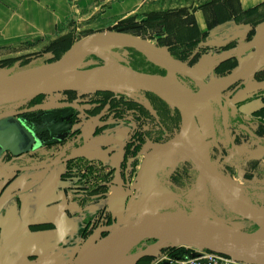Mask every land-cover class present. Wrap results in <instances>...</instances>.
<instances>
[{
	"label": "rangeland",
	"instance_id": "obj_1",
	"mask_svg": "<svg viewBox=\"0 0 264 264\" xmlns=\"http://www.w3.org/2000/svg\"><path fill=\"white\" fill-rule=\"evenodd\" d=\"M135 17L131 19L126 17L121 20H95L91 17L82 22H79L77 18H75V20L71 19L69 23H71L72 29L63 35L65 38L62 42L58 43V48L49 50L50 44H52L54 40H57V37L52 40L45 39L33 42L27 39L20 42L18 45L0 49V73L32 71L39 66L59 59L65 52L64 48H62L64 45L72 41L75 42L90 33L105 31L104 28L107 30L123 31L134 34V23L143 24L140 18L135 19ZM135 29H140L138 31L141 34L137 35L139 38L154 46L160 47L165 53H169L176 57L172 53L173 46L175 49L178 47L175 46L176 37L174 35L171 34L174 36L172 40L168 38L165 39V42H171L170 45L160 44L155 36L154 38L151 37V35H157V33L162 31L159 30V27L139 26ZM253 34L254 30H249L246 33L241 31L239 40L230 44V48L228 47L227 50L224 48L218 49L213 46L199 47L194 52L192 49H186L184 52H181L183 56L181 60L193 66L200 81H203L205 84L215 82L250 60L253 53V47L250 45ZM106 48L115 57L121 55V59L132 67L143 68L147 66L143 64L142 61L135 60V51H132V49L139 52L135 48L120 46H107ZM226 51H230L228 55L230 58L226 56L223 60L221 57L226 54L224 53ZM143 56V61L157 64V62L149 58V56L145 54ZM85 59H93L97 61L98 64H101L98 59L93 57H86ZM218 65L219 67H217ZM90 66L91 65H85L83 68H89ZM162 68L165 69L161 66V69ZM152 73L159 74L157 72ZM160 75L164 76L163 74ZM184 75L185 74L181 72L178 74L180 79L187 82V84L184 82L181 84L191 89V91L196 90L195 83L189 76ZM262 76H264V69L259 75H255L251 82L254 83L259 81L258 79ZM246 82L234 85V87L224 92L222 97L215 99L212 103L213 112L210 116L205 111L197 113L193 128V136L190 137L189 142L191 148L194 145H199L204 148L212 158L213 166L230 177L232 182H237L241 185L242 197L252 203L248 201H242V203L240 201L241 204L239 207L244 208L242 207L244 204L254 206L259 210H264V142H259L256 136L264 135V120L256 118V115L252 117V113L243 112L244 115L251 116L252 119L247 118L248 121L251 122V125L261 130L255 132L253 128L245 123L242 124V127H236L235 131H231L233 135L232 138H235L237 144L236 147L230 145L222 122L223 111L230 114V112H228V104H225V102H228L229 99L233 97L231 95L233 90H236L233 95L237 92L239 93L240 89L245 87ZM259 91L260 88L257 89L258 93ZM49 100H53L55 103H48ZM56 101H61L63 104L69 103L75 108L80 109L79 112L82 113L80 121H87L86 119L90 117L89 115H94L96 118L102 115L103 117L104 115H109L110 118L117 117V119H119L118 121L124 122L125 124L128 123L127 125L129 127V144L127 148L130 149L129 155H131L128 156V169H126V175L122 177L121 183H119L118 178L113 175V172L109 175L103 166L85 161L80 162L77 158H75L77 160L71 162V165H69L66 171L67 180L69 182L68 187L71 190L78 191L77 188H82L80 186L88 190L89 196L85 190H82L83 193H81V195L76 196L77 198L82 197L86 199L85 202L81 200L82 203L95 200L105 201V205L98 209L93 217H88L86 219V232L84 237L88 243L97 240L110 230L135 217L137 202L141 193L139 173L142 161L153 147L173 138L178 133L181 125V117L177 110L165 104L157 96L148 92L132 90L98 93L58 91L43 95L40 98H31L20 103L0 106V112L12 109L21 113H29L23 123L27 128L29 127L33 129L34 132L41 134L40 137L44 144L43 146L46 147L50 137L46 131V127L42 125L43 122L40 113L43 111H32V108L42 104L44 106L43 110L48 113L49 108L59 103ZM60 107L62 108L63 105ZM222 108H224V110H222ZM78 114L79 113L74 112L73 115L67 116V119H71V121L74 122L78 120L76 119V116L78 118ZM261 117H264V115L262 114ZM85 123L86 122H84V124ZM260 124L262 127H259ZM230 125L231 124L228 123L229 127ZM202 128L205 129L204 132L201 131ZM75 134H78L77 131L68 133L65 139L60 137L67 142L66 144H60L62 145L60 147L58 145L56 148L53 146L52 149H50V147L45 148V150L39 154L40 159H44L40 163L44 164L45 162L51 161L53 157L49 159L50 154L54 153L55 156H58V154H61V151L66 152L65 158L75 156L81 157L78 152L75 154L72 153L69 147L70 142H72L74 138H77ZM87 135L88 134H85L83 137L81 136L79 139L80 143H84ZM126 142L127 141H125V143ZM9 157L10 156H4L3 154L0 162L5 161V159ZM13 171H2L0 173V188L10 178ZM103 182H107V184H105L107 189L105 190L103 188H98L100 185H103ZM211 186L204 174L201 161L197 154H195V161H192L182 150H176L161 160L159 164L156 176L157 192L150 203V209L158 212L187 215L204 214L211 220L220 221L227 229L236 231L250 232L260 226L256 221L234 212L229 205L221 199V194L217 191V188L213 186L212 189ZM96 188L98 191L93 192ZM233 197L234 201H237L236 196ZM103 209H105V215L103 217L104 223L97 222V217ZM28 231L29 230H26V232ZM21 240L24 241L22 237ZM153 242L155 241L152 239H146L131 245L122 254V257L125 256V254L126 257H130L132 254L149 247ZM172 247L177 246L164 245L162 249L157 250L152 256H158L159 261H162L161 259L164 255L170 254L174 256L181 254L180 251H171L170 249ZM183 252H190V250L183 249ZM141 260L142 262L139 263L138 261L133 264H143L146 260L150 261L151 257H143ZM25 261L24 258H21L20 254H18L9 256L6 261H0V264H28Z\"/></svg>",
	"mask_w": 264,
	"mask_h": 264
},
{
	"label": "crops",
	"instance_id": "obj_2",
	"mask_svg": "<svg viewBox=\"0 0 264 264\" xmlns=\"http://www.w3.org/2000/svg\"><path fill=\"white\" fill-rule=\"evenodd\" d=\"M179 8H187L190 15H183L182 19L188 21L181 30L190 32V40H197L193 52L207 46L227 50L230 44L239 40L241 31L255 32L264 21V0H0V49L27 39L32 42L55 39L72 29L69 20L75 18L79 22L91 17L121 20L136 16L142 20L153 11ZM255 75L240 82L247 81L239 93L233 95L236 91L233 90V97L226 101L241 113H252L264 107V97H260L261 94L264 96V76L252 83ZM48 103L55 102L49 100ZM48 110V113L41 110L40 115L49 141H58L77 131V138L69 144L71 152L80 153L91 164L115 169V174L118 172L129 136L128 123L112 118L103 120L94 115H89L87 121H80V109L61 101ZM74 112L79 113L78 120L72 122L67 116ZM25 115L29 113L0 119V160L4 154L21 160L20 163L42 166L39 154L46 147L39 133L24 125ZM102 125L105 128L95 134L94 130ZM85 134L88 135L84 143H80L79 139ZM66 166L65 162L57 161L43 168L11 169L14 175L0 188V261L20 254L28 264L77 263L86 245L83 235L86 219L93 217L105 201L84 203L86 199L77 198L80 194L68 187L64 175ZM118 180L121 183L122 179L118 177ZM145 257H151V260L143 264H167L159 261L158 256ZM243 261L245 264H264V254L245 256Z\"/></svg>",
	"mask_w": 264,
	"mask_h": 264
},
{
	"label": "water",
	"instance_id": "obj_3",
	"mask_svg": "<svg viewBox=\"0 0 264 264\" xmlns=\"http://www.w3.org/2000/svg\"><path fill=\"white\" fill-rule=\"evenodd\" d=\"M263 38L264 21L257 26L250 41V45L253 47L250 60L220 80L206 84H200L197 78L192 75L194 69L190 63L169 53L155 51L150 43L137 35L114 30L90 33L75 41L59 59L39 66L32 71L0 73V106L20 103L39 95H47L58 91L114 92L132 90L153 93L180 113L181 125L178 133L173 138L153 147L142 161L139 173L141 193L137 202L135 217L110 230L97 240L86 242L76 264H108L111 257L120 249L146 239H155V242L149 247L132 254V264L137 263L142 257L155 254L164 245L196 246L242 260L245 256L264 254V227L259 226L250 232L223 230L214 226L193 224L179 213L158 212L150 209V203L157 192L156 176L159 164L161 160L176 150H182L194 161V152L197 151L205 176H215L232 182L230 177L213 166V162L204 148L194 145L192 147L193 151L189 141L190 137L193 136L195 117L198 112L205 111L210 116L213 112L212 102L215 99L222 97L223 93L231 87L253 77L259 70L264 68ZM107 46L132 47L145 55H147V50L152 52L154 50L167 62H176L182 65L189 72L188 76L195 83L196 90L182 94L166 88L154 79V76L160 74L135 69L124 62L121 55L113 56L107 50ZM82 55V60L76 63L74 73L67 77H59L65 71L68 63ZM86 57H96L102 63L98 64L93 59H85ZM85 65L91 66L83 68ZM104 65L109 66L114 72L120 81L119 84L75 82L83 75L91 73ZM180 80L187 84L183 79ZM43 109L44 106L39 104L34 106L32 111ZM20 113L14 110L2 111L0 112V119L17 116ZM46 166L21 168L11 165L9 167L19 170ZM7 168V164L0 165V173ZM229 207L234 212L245 216L232 206L229 205Z\"/></svg>",
	"mask_w": 264,
	"mask_h": 264
},
{
	"label": "bare ground",
	"instance_id": "obj_4",
	"mask_svg": "<svg viewBox=\"0 0 264 264\" xmlns=\"http://www.w3.org/2000/svg\"><path fill=\"white\" fill-rule=\"evenodd\" d=\"M141 44V43H140ZM153 49L159 53H164V51L157 46H154L151 44ZM262 45L264 48V38L262 41ZM141 47L142 44H141ZM153 52L150 50H147V56L149 58H152V60H155L159 65L164 67L167 71L166 75H157L154 76V79L162 84L164 87L169 88L175 92L178 93H189L192 92L191 89L187 88L186 86L182 85V81L179 79L178 74L180 72L185 75H189V72L179 63L176 62H167L164 60L157 52ZM229 54H225L224 56L221 57V59L225 58ZM83 55L74 59L70 63L67 64L65 71L59 75V77H67L71 75L72 73L75 72L76 70V63L80 60H82ZM194 69V68H193ZM184 75V76H185ZM193 76H195L200 84H205L203 81L199 80L198 74L195 73V69L193 70L192 73ZM75 82H91L95 84H106V85H117L119 84V80L117 76L114 74V72L110 69L109 66L104 65L100 67L99 69L83 75L81 78L77 79ZM204 131V130H203ZM205 134V133H204ZM212 187H216L217 191L221 194V199L235 208L238 212L244 214L245 216L249 217L251 220L256 221L261 227H264V210H259L254 206L251 205H244L241 208L240 206V201H245V202H251L247 199H244L241 195V185L237 182H230L215 176H206ZM240 195H238V192ZM236 196L237 201H234V197ZM243 203V202H242ZM252 203V202H251ZM179 215L183 216L186 218L189 222L197 225H208V226H214L221 228L223 230H230L224 227L220 221L218 220H211L208 216L204 214H198V215H187V214H180ZM128 247H124L117 251L109 260L108 264H132L133 261V256L131 255L130 257L125 256L122 257V254L127 250Z\"/></svg>",
	"mask_w": 264,
	"mask_h": 264
},
{
	"label": "trees",
	"instance_id": "obj_5",
	"mask_svg": "<svg viewBox=\"0 0 264 264\" xmlns=\"http://www.w3.org/2000/svg\"><path fill=\"white\" fill-rule=\"evenodd\" d=\"M183 15L190 16L188 14L187 8H179L178 10H167V11H161L160 10V11L150 12V13L147 14L146 18L141 20L143 22V24L140 25V24H135L134 23V25H133L134 30H135L134 34H136V35H140L141 34L138 31L140 29H135V28H137L139 26H143V27H159V30H162V31L157 33V35H151V37L154 38V36H155V38L157 39V41L160 42V44L170 45L171 42H169V41L165 42V39L168 38V39L172 40V37L175 36L176 37L175 46H178V47L175 49V47L173 46L172 53L176 57H178L179 59H183V56H182L181 52H184L186 49L187 50L188 49H192L197 43V40H195V41L190 40L191 39L190 32H186V30H184V31L181 30V27H186V22L188 21V19H182L184 17ZM134 17L135 16H130V17H128V19H131V18H134ZM135 19H136V17H135ZM129 27H131V26H129ZM171 34L174 35V36H172ZM64 38H65V36L62 35V36H60V38L58 37L57 40H54L52 42V44H50L49 50H53V48H58V43L62 42V40H64ZM73 43L74 42L72 41L69 44L64 45V47H62V48H64V51H66L67 49H69V47ZM132 51H135V56H136L135 60L136 61H142L143 64L147 65V66H144L143 68L142 67L141 68L134 67L135 69L140 70V71L149 72V73L157 72V73L163 74V75L166 74V70L163 69V68L161 69V66H159V65H157V64H155L153 62L143 61L144 60V56H143L144 54L142 52H140V51L137 52L134 49H132ZM139 55H140V57H139ZM93 58L97 59L96 57H93ZM217 67H219V65ZM68 92H76V91H68ZM41 96H43V95H39V96H37L35 98H40ZM257 113L261 114V115L262 114L264 115V109H261V110L257 111ZM102 127L103 126L97 127L94 130V133L99 132L100 129H102ZM64 142H65L64 140L48 141L47 142L48 145L46 146V148L50 147V149H52L53 146L56 147L59 144H62ZM63 156H66V154H64ZM41 158H44V157H41ZM75 158L79 159L80 162L85 161V162L89 163V161L86 160L84 157L75 156V157H68L66 159L67 164L71 165V162H73L74 160H77ZM125 159H126V155H125ZM98 188H103L105 190V189H107V186L105 184H103V185H100ZM96 191H98L97 188L93 190V192H96ZM85 232H84V234H85ZM152 240L155 241V239H152ZM183 249H185V246L172 247L170 250L171 251H180L181 254H182L183 253ZM140 262H142L141 259L139 260V263Z\"/></svg>",
	"mask_w": 264,
	"mask_h": 264
},
{
	"label": "flooded vegetation",
	"instance_id": "obj_6",
	"mask_svg": "<svg viewBox=\"0 0 264 264\" xmlns=\"http://www.w3.org/2000/svg\"><path fill=\"white\" fill-rule=\"evenodd\" d=\"M100 62L102 63V61L100 60ZM260 72V71H259ZM259 72H257L256 74H258ZM185 83V82H184ZM240 83V82H239ZM238 84V83H237ZM236 84V85H237ZM234 87V86H233ZM231 89V88H230ZM98 92H103V91H97V93ZM106 92H109V91H106ZM149 93V92H148ZM151 94H153V93H151ZM154 95V94H153ZM156 96V95H155ZM260 97H264L262 94L260 95ZM159 98V97H158ZM160 99V98H159ZM163 101V100H162ZM164 102V101H163ZM165 104H167L166 102H164ZM213 103V102H212ZM225 104H228L227 102H225ZM168 105V104H167ZM169 106V105H168ZM171 107V106H170ZM228 107H229V110H228V112H230V114H227V112H224L223 111V113H222V122H223V128H224V130L226 131V134H227V138H228V140H229V143H230V145L232 146V147H236L237 146V144H236V142H235V138H232L233 137V135L231 134V131H235L236 130V127H242V124H246V125H248V126H250L251 128H253V131H255V132H258V131H260L261 129H258L257 127H255V126H252L251 125V122L250 121H248V119L249 118H251V116H248V115H244V113H241L240 111H238V110H236L235 108H232L229 104H228ZM173 108V107H172ZM213 108V107H212ZM175 109V108H174ZM261 109H264V107H261V108H258L257 110H255L256 111V113H255V111H253L252 112V117L253 116H257L256 118H261V119H263L264 120V117H261V114H258L257 113V111H259V110H261ZM175 110H177V109H175ZM222 110H224V108H222ZM178 111V110H177ZM179 112V111H178ZM253 113H255V114H253ZM25 114H27V113H25ZM180 114V113H179ZM25 117H28L27 115H25ZM181 117V116H180ZM100 119H103V120H107V119H109L110 117H109V115L108 116H106V115H104V117H103V115L102 116H100L99 117ZM248 118V119H247ZM119 120V119H117V117H114V118H112V120ZM252 119V118H251ZM250 122V123H249ZM228 123L229 124H231L230 125V127L228 126ZM257 123L259 124V122L257 121ZM103 127H102V129H100V131H102L104 128H105V125H102ZM107 126V125H106ZM235 126V127H234ZM259 127H262V125L260 124V126ZM233 128V129H232ZM205 131V129L204 128H202L201 129V131ZM99 131V132H100ZM203 131V132H204ZM99 132H97V133H99ZM97 133H95V134H97ZM235 133V132H234ZM249 133V132H248ZM40 136H41V134H39ZM39 136V137H40ZM257 136V139H258V141L259 142H261V143H263L264 142V135H256ZM62 138H64L65 139V137H62ZM62 138H60L59 140H64V139H62ZM248 138V137H247ZM58 140V141H59ZM51 141V140H50ZM56 141V140H55ZM65 141V140H64ZM129 142V140L127 139V142L125 143V146H124V154H123V159H122V161H121V163H120V165H119V168H118V172H116V174H115V169H109V170H107L106 169V171L109 173V175L111 174V172H113V175L115 176V177H119L120 179H122V177L124 176V175H126V172H127V170L126 169H128V164H129V162H128V160H129V158H128V156H130L129 155V152H130V149L128 150V148H127V146H128V143ZM65 144L67 143L66 141L64 142ZM63 143V144H64ZM64 154H66V152L65 151H62V153L61 154H58V156H55L54 155V153L53 154H50V158L49 159H52V157H53V159L51 160V161H48V162H46V163H44V164H41V165H47V166H49V165H51V164H54V163H56L57 161H62V162H65L66 163V169H65V172H64V174H65V176L67 177V175H66V171L68 170V167H69V165L67 164V162H66V159H67V157L65 158V156H63ZM195 154H197V156H198V152L197 151H195ZM62 155V156H61ZM125 155H126V159H125ZM5 156V155H4ZM6 156H10L9 158H7V159H5V162H3V164H7L8 165V168L7 169H5V170H3V171H5V172H9V171H11V169H13V168H11V167H9V166H11V165H13V166H19V167H33V165H28V164H26V163H20L21 162V160H15V159H13V156H11V155H6ZM211 158V157H210ZM42 160H44V159H42ZM192 160V159H191ZM211 160H212V158H211ZM192 161H194V160H192ZM212 162H213V160H212ZM2 165V164H1ZM12 175H14V171H13V173H12ZM12 175L10 176V178L9 179H11V177H12ZM8 179V180H9ZM68 179V178H67ZM7 180V181H8ZM6 181V182H7ZM210 183V182H209ZM5 184V183H4ZM102 184H107V182H103ZM210 186H211V184H210ZM80 187H82V188H77V192H80V193H77V194H80L81 195V193H83V191L82 190H85V192H87V194H88V190L87 189H83V186H80ZM212 187V186H211ZM212 189H213V187H212ZM238 194L240 195V193H239V191H238ZM88 196H89V194H88ZM83 200V199H82ZM104 210L105 209H103V210H101V212H100V214L98 215V217H97V222H101V223H104V221H103V217H104V215H105V212H104ZM85 232V231H84ZM83 235H84V233H83Z\"/></svg>",
	"mask_w": 264,
	"mask_h": 264
},
{
	"label": "built area",
	"instance_id": "obj_7",
	"mask_svg": "<svg viewBox=\"0 0 264 264\" xmlns=\"http://www.w3.org/2000/svg\"><path fill=\"white\" fill-rule=\"evenodd\" d=\"M190 252L180 255H164L161 259L167 264H245L242 259L223 255L201 247L184 245Z\"/></svg>",
	"mask_w": 264,
	"mask_h": 264
}]
</instances>
